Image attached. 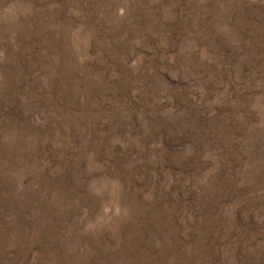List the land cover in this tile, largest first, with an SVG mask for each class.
<instances>
[{
	"label": "rangeland",
	"instance_id": "rangeland-1",
	"mask_svg": "<svg viewBox=\"0 0 264 264\" xmlns=\"http://www.w3.org/2000/svg\"><path fill=\"white\" fill-rule=\"evenodd\" d=\"M0 264H264V0H0Z\"/></svg>",
	"mask_w": 264,
	"mask_h": 264
}]
</instances>
